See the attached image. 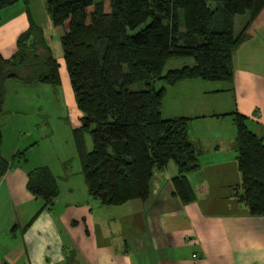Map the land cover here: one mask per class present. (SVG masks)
I'll return each instance as SVG.
<instances>
[{
	"label": "crops",
	"instance_id": "crops-1",
	"mask_svg": "<svg viewBox=\"0 0 264 264\" xmlns=\"http://www.w3.org/2000/svg\"><path fill=\"white\" fill-rule=\"evenodd\" d=\"M42 12L35 0L0 11L1 58L15 53L31 23L48 26L49 16L38 20ZM249 32L234 55L231 83L194 79L158 85L165 88L161 117L188 119V138L200 151L199 169L187 175L195 195L187 203L176 195L177 168L170 163L154 173L146 202L100 205L88 194L81 154L80 166L67 170L47 132L40 133L44 113L37 98L22 83L7 81L0 155L11 167L0 177V264H264V217L250 215L232 197L240 177L231 113L249 118L250 130L264 138V13ZM57 62L60 85L54 88L61 90L73 131L82 115L64 61ZM20 151L25 160L12 162ZM40 167L57 182L48 208L27 189L28 172Z\"/></svg>",
	"mask_w": 264,
	"mask_h": 264
},
{
	"label": "trees",
	"instance_id": "trees-1",
	"mask_svg": "<svg viewBox=\"0 0 264 264\" xmlns=\"http://www.w3.org/2000/svg\"><path fill=\"white\" fill-rule=\"evenodd\" d=\"M28 2L0 0V11ZM46 10L48 26L31 23L15 53L0 56V115L7 81L58 87L62 58L82 115L75 134L86 132L92 140V149L81 154L89 196L103 206L146 202L154 173L172 163L176 195L193 201L187 175L199 169L200 151L188 138V119L161 117L165 88L158 84L231 83L234 55L264 13V0H46ZM245 14L236 34L235 18ZM173 59L193 64L164 71ZM231 117L240 177L232 197L250 215L264 217V138L250 130L246 116L234 111ZM22 160V151L12 158ZM10 167L0 155V177ZM27 179L30 193L50 207L58 194L50 170L33 169Z\"/></svg>",
	"mask_w": 264,
	"mask_h": 264
},
{
	"label": "rangeland",
	"instance_id": "rangeland-1",
	"mask_svg": "<svg viewBox=\"0 0 264 264\" xmlns=\"http://www.w3.org/2000/svg\"><path fill=\"white\" fill-rule=\"evenodd\" d=\"M39 1L41 4V11L43 9L44 13L43 17L41 16L38 20L39 22H43L44 19H48V13L46 10V0H35ZM31 3V8H32ZM248 14L245 16L236 17L235 22V33L237 34L242 26L243 22H245ZM53 45V52L57 53V48ZM192 59H173L167 62L165 66V70L171 69H179L185 65H192ZM159 85V84H158ZM48 88L42 86H32L27 87L26 94H30V98H37L38 106H40L42 113L39 116V130L40 133L45 130L49 135V139L53 144L54 152L57 156L66 160L63 163V166L67 168V170L73 169L76 165L77 168L80 166L81 158L80 154L84 151H90L92 149V140L88 133L82 132L81 134H76L75 131L70 130L71 125L69 124V118L67 111L64 107V102L60 99L61 90L57 88V90L52 86H46ZM139 86H134L133 89H137ZM60 95V96H59ZM26 97V96H25ZM35 101V100H33ZM27 102V101H25ZM33 118V117H32ZM42 131V132H41ZM24 152V151H22ZM78 152L80 154H78ZM25 157V152H24ZM81 167V166H80Z\"/></svg>",
	"mask_w": 264,
	"mask_h": 264
}]
</instances>
